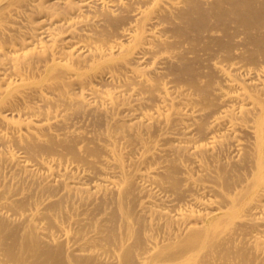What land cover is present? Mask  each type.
I'll return each mask as SVG.
<instances>
[{
  "label": "bare ground",
  "instance_id": "obj_1",
  "mask_svg": "<svg viewBox=\"0 0 264 264\" xmlns=\"http://www.w3.org/2000/svg\"><path fill=\"white\" fill-rule=\"evenodd\" d=\"M0 264H264V0H0Z\"/></svg>",
  "mask_w": 264,
  "mask_h": 264
}]
</instances>
